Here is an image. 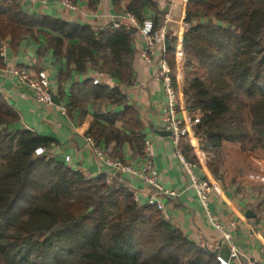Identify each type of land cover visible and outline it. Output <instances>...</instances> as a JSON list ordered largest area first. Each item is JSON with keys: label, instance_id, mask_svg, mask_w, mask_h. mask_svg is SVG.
<instances>
[{"label": "trees", "instance_id": "obj_1", "mask_svg": "<svg viewBox=\"0 0 264 264\" xmlns=\"http://www.w3.org/2000/svg\"><path fill=\"white\" fill-rule=\"evenodd\" d=\"M155 6L152 0H132L128 13L144 22L146 9ZM184 13L191 28L169 35L164 57L177 93L182 59L187 67L196 63L207 70V80L197 75L182 93L187 110L201 115L197 137L205 140L201 149L209 170L228 188L264 189V0H189ZM133 28L123 23L96 32L88 25L31 15L19 0H0V49L8 40L16 49L46 29L50 33L43 36L56 57L79 73L92 64L118 82L112 87L88 80L74 86L70 109L92 105L87 135L98 146L115 142L113 158L120 160L117 150L125 144L138 155L145 148L139 111L126 105L122 88L135 78ZM69 74H59V82ZM112 106L125 109L113 112ZM18 121L0 95V264H219L155 207L140 204L124 182L108 183L107 175L86 176L59 157L38 156V149L51 150L52 141L30 130L15 131L11 127ZM182 142V151L196 162L189 143Z\"/></svg>", "mask_w": 264, "mask_h": 264}, {"label": "crops", "instance_id": "obj_2", "mask_svg": "<svg viewBox=\"0 0 264 264\" xmlns=\"http://www.w3.org/2000/svg\"><path fill=\"white\" fill-rule=\"evenodd\" d=\"M19 1L31 15L88 25L99 32L110 27L119 28L121 24L129 23L126 14L132 0H118L116 3L114 0H70L76 6L75 10L65 8L60 0H51L49 4H42L34 0ZM152 1L156 6L146 9L147 20L152 22L159 20L162 25L165 14H169L171 17L170 34L179 36L184 33L183 23L186 17L184 9L189 0H174L172 4L167 0ZM44 33L50 32L40 29L34 37L28 38L16 49L11 47V40L1 46L0 52L2 53L4 47L5 56L1 54L4 66H0V91L4 93V98L19 116V121L11 128H14L15 131L30 130L51 140V150L45 151V154L59 157L75 171L90 177L100 174L107 175L110 170L97 160L88 143L80 144L78 142L80 138L86 142L89 138L87 130L94 119V108L89 103L70 109L71 93H73L74 86L96 78H100L101 83L112 87L118 82L101 73L92 64L87 66L84 73L77 72L74 66L67 64L66 59H59L53 50L48 49V41L43 36ZM134 40L135 78L130 87L122 88L127 96L126 105L135 107L139 111L144 127L145 148L142 155L135 154L130 144H125L117 151H120L123 156L121 161L135 168L144 167L150 162L158 172L161 185L177 193L175 198H162L168 216L167 222L178 228L192 242L210 250H216L222 243L221 233L212 224L196 194L190 189V180L181 167L172 137L161 136L157 133L159 127L165 128L162 116L166 108L165 93L161 84L156 80L158 63L156 61L147 63L142 59L141 52L146 43L138 31L134 35ZM15 69L47 72L52 90L55 96H58L61 104L50 107L40 104L33 91L17 81L13 74ZM68 72L70 73L69 78L60 83L59 74ZM182 91L183 89L178 86L179 114L191 123V112L184 106ZM60 106L67 108L66 114L60 111ZM124 109L125 107H110L113 112ZM116 127L121 128L122 124L117 123ZM191 127L189 137L182 143H189L190 154L196 158L200 175L213 185L210 203L212 215L220 224H229L232 221L238 223L232 235L240 257L237 260H232L231 264H248L250 262L264 264V189L258 185H235L228 188L216 181L209 170L210 160L201 149L205 140L197 137V126L191 124ZM193 139L203 140L200 147L192 146L191 140ZM147 142L149 149L146 147ZM116 146L115 142L109 146L103 142L98 147L113 157ZM180 150L182 151L181 148ZM184 155L189 159L185 153ZM67 157L70 158L69 162H66ZM114 179L120 180L134 189L140 204L147 203L151 192L142 179L130 175L116 176ZM249 212H251L249 215L254 218H248Z\"/></svg>", "mask_w": 264, "mask_h": 264}, {"label": "built area", "instance_id": "obj_3", "mask_svg": "<svg viewBox=\"0 0 264 264\" xmlns=\"http://www.w3.org/2000/svg\"><path fill=\"white\" fill-rule=\"evenodd\" d=\"M42 4H49L51 0H34ZM62 5L70 10H75L76 6L70 0H60ZM170 4L174 0H167ZM126 19L128 22L137 29V31L145 39V47L141 52L142 59L147 63H158V72L156 74V80L161 84L166 98V108L162 116L163 126L165 130L172 133V140L175 146L177 157L180 161L181 167L190 180V189L196 194L202 208L209 216L210 221L215 228L222 235V244H226L230 249L229 259L226 260L221 256H217L219 264H231L232 260H237L240 257L233 242V231L237 228L238 223L232 221L229 224L218 223L212 215L210 209L211 197L213 194V185L206 178L200 175L199 165L196 162L190 161L186 158L184 153L180 150L181 142L189 137L192 127L191 124L197 126L200 124L201 115L199 113H191V123L187 122V119L180 116V100L179 94L174 86L173 70L164 57L166 53L165 42L170 35V22L171 17L169 14H165L164 21L159 27H155L154 23L150 20L140 22L134 14L127 13ZM191 28V24L184 21L183 30L184 33ZM4 46V45H3ZM2 56H5L4 47L2 49ZM14 76L20 84H23L30 88L36 100L45 106H54L55 93L52 90L51 82L47 72H36L33 70H20L15 69L13 71ZM94 85L101 83L100 78H96L93 81ZM60 111L63 114L67 113L65 106H60ZM88 145L93 149L94 155L97 160L106 166L110 171L107 174V182L110 183L116 176L130 175L142 179L150 188V196L147 200V204L155 207L167 221V212L165 205L162 202V198H175L177 193L164 188L159 182L158 172L154 169L149 162L144 167L135 168L132 165L115 159L99 148L96 142L92 138H87ZM148 142L146 147H148ZM38 156L45 154L44 149H38L36 151ZM70 158H66V162H69ZM106 175V174H104ZM248 264H256L250 262Z\"/></svg>", "mask_w": 264, "mask_h": 264}, {"label": "water", "instance_id": "obj_4", "mask_svg": "<svg viewBox=\"0 0 264 264\" xmlns=\"http://www.w3.org/2000/svg\"><path fill=\"white\" fill-rule=\"evenodd\" d=\"M133 31L137 33V29L134 27L133 28ZM171 46V41H170V36L167 37L166 39V42H165V48L166 49H169ZM0 95L4 96V93L0 91ZM54 103L57 104V105H60L61 102L59 101V98L58 96H55L54 97ZM159 135L161 136H168V137H172V133L171 132H168L165 130V128L163 127H159V132H157ZM78 142L80 144H86L87 142L83 139H79ZM203 142L202 139H193L191 140V144L194 148H198L200 147L201 143ZM55 156V154H53ZM251 212L248 213V215L250 214ZM251 215V214H250ZM248 216L249 219L251 218H254V216ZM207 248V247H206ZM207 250L212 254L214 255L215 257L217 256H221L223 258H225L226 260L229 259V256H230V249L229 247L226 245V244H220L219 248L216 249V250H210L207 248Z\"/></svg>", "mask_w": 264, "mask_h": 264}, {"label": "rangeland", "instance_id": "obj_5", "mask_svg": "<svg viewBox=\"0 0 264 264\" xmlns=\"http://www.w3.org/2000/svg\"><path fill=\"white\" fill-rule=\"evenodd\" d=\"M186 63L187 60L182 59L181 64L183 68L180 75L178 76V80H179L178 86H180V88L184 89L187 82L193 79L194 77H196L197 75L203 76V78L207 80L208 77L206 75L207 72L206 69L198 66L196 63H193L191 67H187ZM233 96L235 98H239V100H241L242 102L248 101L247 100L248 98L245 95H238L237 93H233Z\"/></svg>", "mask_w": 264, "mask_h": 264}]
</instances>
